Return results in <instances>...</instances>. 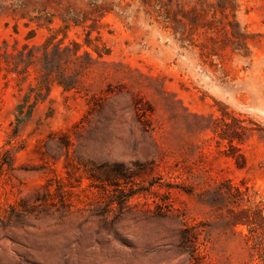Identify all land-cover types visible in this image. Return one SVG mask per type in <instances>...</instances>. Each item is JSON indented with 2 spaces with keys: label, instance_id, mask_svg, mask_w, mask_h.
Segmentation results:
<instances>
[{
  "label": "rangeland",
  "instance_id": "374dc122",
  "mask_svg": "<svg viewBox=\"0 0 264 264\" xmlns=\"http://www.w3.org/2000/svg\"><path fill=\"white\" fill-rule=\"evenodd\" d=\"M53 35L93 61L20 123L0 69V264H191L185 229L200 264H264V0H0L2 61Z\"/></svg>",
  "mask_w": 264,
  "mask_h": 264
},
{
  "label": "trees",
  "instance_id": "16d2710c",
  "mask_svg": "<svg viewBox=\"0 0 264 264\" xmlns=\"http://www.w3.org/2000/svg\"><path fill=\"white\" fill-rule=\"evenodd\" d=\"M56 35L50 36L44 44L39 47L30 48L25 46L17 53H7L4 61L0 58V69H5L8 75H15L19 90L23 91L24 85L29 83L28 90L22 94L19 104L16 107V120L20 123L32 116L37 105L46 99L53 84H58L65 91L78 90L82 86L83 78L88 69L84 60L87 58L93 61L90 52L84 51L83 46L75 41L63 46V41L56 42ZM91 38L87 44H91ZM91 46V45H88ZM95 52L102 57L101 48L96 45ZM36 73L31 81V71ZM67 71V74H65ZM226 129H223L221 137L228 140L230 147L235 149V143L242 140V132L248 130L242 125V121L233 118L231 123L224 121ZM217 131V130H216ZM111 170L103 177L97 178L103 185L121 187L123 181L131 178L123 164H114ZM238 193H241L237 189ZM241 213H248L242 211ZM196 233L185 229L183 231L184 243L190 248V263H199Z\"/></svg>",
  "mask_w": 264,
  "mask_h": 264
}]
</instances>
